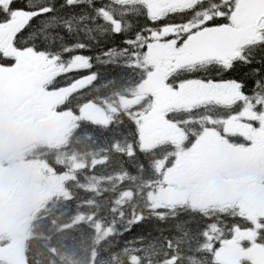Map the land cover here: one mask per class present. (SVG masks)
<instances>
[{"label": "snow or ice", "instance_id": "obj_1", "mask_svg": "<svg viewBox=\"0 0 264 264\" xmlns=\"http://www.w3.org/2000/svg\"><path fill=\"white\" fill-rule=\"evenodd\" d=\"M113 75L194 125L183 167L234 178L215 264H264V0H0V112Z\"/></svg>", "mask_w": 264, "mask_h": 264}, {"label": "trees", "instance_id": "obj_2", "mask_svg": "<svg viewBox=\"0 0 264 264\" xmlns=\"http://www.w3.org/2000/svg\"><path fill=\"white\" fill-rule=\"evenodd\" d=\"M138 90L135 78L105 76L55 108L78 116L82 107L95 105L105 109L108 117L104 123L77 118L60 145L42 142L38 146L45 164L61 179L62 193L47 198L31 216L26 264L218 261L219 248L213 251V246L220 231L206 225L211 220L223 230L231 221L220 213L229 209L151 203L150 193L161 179V169L174 158L175 148L169 141L142 147L139 118L150 100L121 104ZM191 127L185 124L180 130L183 134Z\"/></svg>", "mask_w": 264, "mask_h": 264}, {"label": "rangeland", "instance_id": "obj_3", "mask_svg": "<svg viewBox=\"0 0 264 264\" xmlns=\"http://www.w3.org/2000/svg\"><path fill=\"white\" fill-rule=\"evenodd\" d=\"M67 95L52 94L42 100L33 102L31 106V116L27 118L29 124L26 127L28 133L33 135L32 140L37 138L35 133H38V140L47 142L49 144L58 146L64 139L66 133L75 125L77 118L89 119L94 122H106L108 113L105 109L95 106L87 105L79 110L78 116L70 112H56L55 108L59 105ZM145 95L138 90L135 97L121 101V104L126 106H133L145 99ZM106 110H112L111 106H107ZM21 114L25 115L24 112ZM23 117V116H22ZM23 119H26L23 117ZM140 122V137L143 148H150L159 143L169 141L175 148V156L172 161L163 169H161V179L154 185L150 193V200L154 207L174 204H188L192 207L205 208L212 206L214 202L210 194V180L205 181V175L199 171L183 167L180 163L182 158V149L178 143V139L183 136L180 129L176 126L164 122L161 124L159 121L151 119L150 114H144L139 118ZM7 128L1 127V132H5ZM8 165L7 168H9ZM37 167L33 163L18 164L12 166L6 171H19L23 174L21 189L29 192L28 197L35 199V184ZM5 171V170H4ZM33 176V182L25 184L27 174ZM5 173L1 172V176ZM61 179L57 177L53 170L50 169L45 162H43L42 182L40 184L41 197L43 201L55 194H61ZM212 182V181H211ZM4 180H0V186L3 187ZM20 193L21 191L18 190ZM31 193V194H30ZM2 202L0 203V208ZM35 210V208H34ZM33 210V211H34ZM35 212V211H34ZM34 212H26L24 217V236L20 237L17 241H24L27 238L28 223ZM217 259H224L221 249L217 252Z\"/></svg>", "mask_w": 264, "mask_h": 264}, {"label": "flooded vegetation", "instance_id": "obj_4", "mask_svg": "<svg viewBox=\"0 0 264 264\" xmlns=\"http://www.w3.org/2000/svg\"><path fill=\"white\" fill-rule=\"evenodd\" d=\"M24 112L25 115L21 114ZM31 106L21 110L13 115L0 112V180L3 178L4 184L0 186V264H26L25 248L26 239L17 241L24 236V217L26 212L36 211L43 203L41 197L40 184L42 182L43 159L41 155L42 142L38 140L40 136L32 140L33 135L28 133L26 127L31 116ZM26 119H23V117ZM2 128H7L1 132ZM34 163L36 169L35 199L28 197L29 192L21 189L23 174L19 171H6L12 166L18 164ZM8 165H10L9 168ZM5 170V171H4ZM1 172L5 174L1 176ZM25 184L30 185L33 182V176L27 174ZM222 179L234 182L232 176L226 174H217L215 176H206L205 181ZM211 181L209 183H211ZM210 185V184H209ZM20 190L21 193L18 191ZM31 194V193H30ZM212 206L229 209L230 206L213 203ZM35 208V210H34ZM206 208V207H205ZM34 210V211H33ZM33 215V214H32ZM28 231V227L26 228Z\"/></svg>", "mask_w": 264, "mask_h": 264}, {"label": "water", "instance_id": "obj_5", "mask_svg": "<svg viewBox=\"0 0 264 264\" xmlns=\"http://www.w3.org/2000/svg\"><path fill=\"white\" fill-rule=\"evenodd\" d=\"M234 182L215 179L210 183V194L216 204L225 205L230 198V188Z\"/></svg>", "mask_w": 264, "mask_h": 264}]
</instances>
